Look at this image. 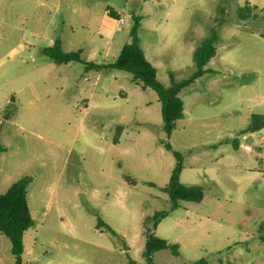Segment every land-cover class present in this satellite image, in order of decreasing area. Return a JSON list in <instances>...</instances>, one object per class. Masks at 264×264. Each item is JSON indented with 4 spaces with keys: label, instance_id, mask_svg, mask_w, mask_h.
Here are the masks:
<instances>
[{
    "label": "rangeland",
    "instance_id": "obj_1",
    "mask_svg": "<svg viewBox=\"0 0 264 264\" xmlns=\"http://www.w3.org/2000/svg\"><path fill=\"white\" fill-rule=\"evenodd\" d=\"M247 3L256 9L239 19ZM107 4L122 21L100 39ZM135 16L165 87L169 74L180 81L194 72L193 51L211 29L219 37L206 65L216 74L181 91L183 118L168 138L156 94L129 74L56 65L42 54L59 39L64 52L112 63ZM96 48L103 51L91 54ZM258 112L264 0H0V194L31 177L25 264H146L144 220L156 213L166 216L155 236L179 251L154 253L156 264H264V128L243 132ZM117 126L123 130L113 144ZM213 142L221 143L208 148ZM173 151L183 158L180 183L201 187L200 202L172 208L161 191ZM98 219L115 235L97 229ZM10 248L0 234V264L13 263Z\"/></svg>",
    "mask_w": 264,
    "mask_h": 264
},
{
    "label": "trees",
    "instance_id": "obj_2",
    "mask_svg": "<svg viewBox=\"0 0 264 264\" xmlns=\"http://www.w3.org/2000/svg\"><path fill=\"white\" fill-rule=\"evenodd\" d=\"M256 7H251L248 3L237 10L239 19H247ZM109 16L115 18L113 13L109 12ZM133 24L128 32V42L122 46L117 58L108 64H97L87 61L82 56L81 51L64 52L61 47V41L56 39L52 46L42 51L51 62L56 65H66L69 63H79L83 65L85 71H108L119 70L126 72L131 76V80L139 83L143 88L152 90L161 106V119L163 122V130L168 138L175 130L177 121L183 118V102L180 98L182 90L194 84L199 78L211 73L206 65L216 56V44L219 41L217 31L211 29L207 38L202 40L194 49L192 59L195 65L194 72L186 79L174 81L172 74H169L171 84L163 86L157 80L156 68L146 59L140 46L138 31L140 27L141 17L135 16L132 19ZM261 116L253 115L250 125L245 129L244 133H254L262 128ZM123 130V126L116 127L113 144H117L119 135ZM167 150H171L169 144L165 145ZM3 148L0 146V153ZM176 164L172 170L167 184L161 189L166 194L175 208L179 202L198 203L203 199V190L199 186H185L179 181L182 170V155L173 151ZM31 177H23L13 182L8 189L0 194V234L3 235L10 243V252L14 259V264H25L23 262V234L33 226V219L29 211L27 203V188L31 184ZM165 213H156L152 218L144 220V236L145 244L143 250V258L146 264H156L152 257L154 253L161 250H169L173 256H178V245L171 244L167 240L158 238L154 234L157 224L165 218ZM152 222V230L148 228V224ZM97 229H104L112 235L115 233L112 229L100 219L97 221ZM195 264H207L203 259L195 262Z\"/></svg>",
    "mask_w": 264,
    "mask_h": 264
},
{
    "label": "crops",
    "instance_id": "obj_3",
    "mask_svg": "<svg viewBox=\"0 0 264 264\" xmlns=\"http://www.w3.org/2000/svg\"><path fill=\"white\" fill-rule=\"evenodd\" d=\"M104 1H108V0H104ZM252 7V6H251ZM65 9H67L68 11H69V15L71 14V15H74L75 16V14H74V12L75 11H73V9H72V7L71 6H65ZM78 12H84L85 14H88V15H92V11H90V10H82V9H79L78 10ZM109 12L110 13H113L114 14V16H115V18H112V17H110L109 16ZM142 20V19H141ZM119 21H122V16L121 15H119V14H117V12L116 11H114L113 9H111V7H109L108 6V4L106 5V6H104V10H103V12H102V14H101V16H100V28H98L97 29V31H96V34H97V36L100 38V39H102L105 35H109V34H112L113 32H115L116 30H117V27H118V23H119ZM103 34V35H102ZM138 36H139V33H138ZM139 40H140V38H139ZM140 46H141V41H140ZM141 49L143 50V48H142V46H141ZM101 51H103L102 49H100V48H96V49H94V52H91V54H93V53H98V52H101ZM71 52V51H70ZM143 52H144V55H145V57H146V54H145V51L143 50ZM146 59H147V57H146ZM214 59V58H213ZM151 63V62H150ZM98 64V63H97ZM152 64V63H151ZM208 64H210V61L208 62ZM153 65V64H152ZM207 69H209L210 71H211V73H209V74H206V75H204L203 77H201V78H199L196 82H200V80H202L204 77H206V76H210V75H214V74H216V71L215 70H212V69H210V68H208V67H206ZM103 72H105V70H102ZM102 71H98V72H102ZM195 82V83H196ZM104 93V92H103ZM213 102H211L210 104H212ZM253 115H258V116H261L262 118H261V123H263V126H262V128L261 129H259L257 132H259L260 130H262L263 128H264V112H258V113H256V114H251L250 115V120H251V117L253 116ZM250 122V121H249ZM213 123H217V122H213ZM218 124V123H217ZM249 125H250V123H249ZM249 125L246 127V129L249 127ZM254 133H256V132H254ZM250 134H253V133H250ZM221 142H217V144H214V142H213V144H210V145H208V148H215V146H218L219 144H220ZM235 146V145H234ZM205 147V146H204ZM220 147V146H219ZM259 156H260V159L262 160V162L264 163V154H263V152H262V149H260V154H259ZM12 264H14V260H13V263Z\"/></svg>",
    "mask_w": 264,
    "mask_h": 264
}]
</instances>
